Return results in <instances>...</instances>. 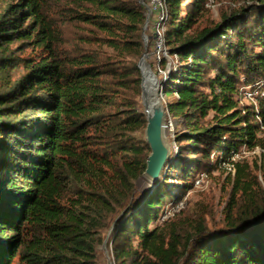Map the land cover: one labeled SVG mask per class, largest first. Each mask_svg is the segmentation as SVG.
<instances>
[{"label": "trees", "instance_id": "trees-1", "mask_svg": "<svg viewBox=\"0 0 264 264\" xmlns=\"http://www.w3.org/2000/svg\"><path fill=\"white\" fill-rule=\"evenodd\" d=\"M182 1L165 0L166 46L181 62L163 84L176 92L166 101L175 150L140 192L146 6L0 0V264H100L109 226L111 264H264V84L256 104L238 87L241 74L264 81V0L200 29L208 0ZM256 147L260 156L231 160ZM214 169L229 185L226 226L194 225L191 250L179 213L150 228Z\"/></svg>", "mask_w": 264, "mask_h": 264}, {"label": "rangeland", "instance_id": "rangeland-1", "mask_svg": "<svg viewBox=\"0 0 264 264\" xmlns=\"http://www.w3.org/2000/svg\"><path fill=\"white\" fill-rule=\"evenodd\" d=\"M189 0L182 1V4ZM253 1V0H252ZM251 0H212L210 4H206L205 11L198 19V23L194 26V28L200 29L205 25L218 22L222 16L231 15L237 10H239L242 6L249 4ZM145 3V0H144ZM184 13H182L183 15ZM145 35H146V44L144 43V52L146 53L145 62L150 66L151 71L155 74V76L160 81V89L165 92L163 88L164 81L169 77V72L175 71V69H171L165 75L160 74L156 71L154 66V61L149 58V52L151 47V23L145 22ZM144 26V25H143ZM167 26V25H166ZM143 32V30H142ZM213 72V71H212ZM238 87H239V99L243 104H256V96L258 93H261L260 86L264 84L262 82H256V88H254L250 82H246V76L243 74L239 75L238 79ZM162 83V84H161ZM169 84L173 86L174 81L173 78L169 79ZM176 96V92H165L162 95L163 103L166 101L172 100ZM139 105L141 111L143 113V104L142 99L139 97ZM167 107V106H166ZM168 109V107H167ZM178 119L173 118L172 114L167 111V120L166 125L170 122L173 126L170 128V124L166 128V139L169 143L171 153L175 150V130L176 123ZM144 135V133H143ZM150 151V150H149ZM263 150L259 147H256L254 151H246V149H241L238 152V157L236 159H240L242 157H247L248 160L253 159V156H260ZM171 155V154H170ZM264 157V152L261 155V158ZM205 173V172H204ZM260 176V175H259ZM202 178V177H201ZM261 181V180H260ZM137 190L143 192L147 189L151 184H149L143 177L137 180ZM229 193V185L226 182V175L220 170L214 169L209 171L207 174H203V179L199 182L192 184V187L189 191L185 193L182 200L177 204H170L164 207L161 212V216L154 222L150 224V228H153L155 225H161L163 220H165L168 216L172 215L173 212H177V216L173 219L177 220L181 225V235L183 242L186 243L187 250L192 249L193 238H191V234L193 232L194 225L199 222H202L203 225L208 229H214L215 227L226 226L228 221L233 217H227L226 212H224V206L228 198ZM143 194V193H142ZM111 226L104 227L102 229V236L104 239L98 248V258L100 264H106L110 260V254L106 249V241L107 236L111 233ZM188 255V254H187Z\"/></svg>", "mask_w": 264, "mask_h": 264}, {"label": "water", "instance_id": "water-1", "mask_svg": "<svg viewBox=\"0 0 264 264\" xmlns=\"http://www.w3.org/2000/svg\"><path fill=\"white\" fill-rule=\"evenodd\" d=\"M141 4L145 5L144 0H138ZM149 14L146 15L148 20ZM146 23L143 26L142 38L146 44V35L144 33ZM145 62V53L138 61V67L141 73V93L140 97L143 104V114L146 120V126L144 129V139L148 145L150 151L146 157L145 169L141 175L149 184H154L161 177L163 170L168 164L170 158L171 149L167 142L166 133V120H167V107L163 103L162 95L164 91L160 89V81L151 71L148 65L150 74L155 78V81L151 83L150 88H147L144 83V76L142 65ZM162 84V83H161ZM108 237V236H107Z\"/></svg>", "mask_w": 264, "mask_h": 264}, {"label": "built area", "instance_id": "built-area-1", "mask_svg": "<svg viewBox=\"0 0 264 264\" xmlns=\"http://www.w3.org/2000/svg\"><path fill=\"white\" fill-rule=\"evenodd\" d=\"M211 1L212 0H208L207 5L210 4ZM145 6L146 15L149 14L148 22L151 23L152 31V46L149 52V58L154 61L156 71L165 75L171 69L176 70V68L181 64L178 55L176 53L171 55L166 46L165 31L166 23L168 21V10L165 5V0H145ZM162 60L165 62L164 66H161ZM169 124L170 122L168 125ZM169 127L173 130L172 124H170ZM238 155V152H233L231 160H235ZM223 164L225 168L233 174V165L231 163ZM202 179L203 175L196 180V183H199ZM108 264L111 263L109 262Z\"/></svg>", "mask_w": 264, "mask_h": 264}, {"label": "bare ground", "instance_id": "bare-ground-1", "mask_svg": "<svg viewBox=\"0 0 264 264\" xmlns=\"http://www.w3.org/2000/svg\"><path fill=\"white\" fill-rule=\"evenodd\" d=\"M142 70H143V76H144V83L147 88H150L151 83L155 81V78L150 74V70L148 68V65L144 63L142 65Z\"/></svg>", "mask_w": 264, "mask_h": 264}]
</instances>
